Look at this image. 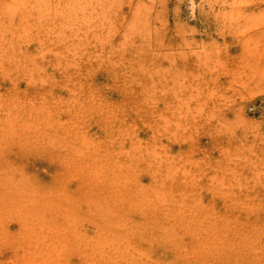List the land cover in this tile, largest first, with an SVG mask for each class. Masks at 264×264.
<instances>
[{
  "label": "rangeland",
  "instance_id": "374dc122",
  "mask_svg": "<svg viewBox=\"0 0 264 264\" xmlns=\"http://www.w3.org/2000/svg\"><path fill=\"white\" fill-rule=\"evenodd\" d=\"M0 264H264V0H0Z\"/></svg>",
  "mask_w": 264,
  "mask_h": 264
},
{
  "label": "bare ground",
  "instance_id": "6f19581e",
  "mask_svg": "<svg viewBox=\"0 0 264 264\" xmlns=\"http://www.w3.org/2000/svg\"><path fill=\"white\" fill-rule=\"evenodd\" d=\"M191 2H193V1H191ZM193 5H194V4H193ZM193 5H191V6H193ZM193 7H194V6H193ZM193 7H192V8H193ZM193 10H194V9H191L192 12H193ZM113 123H114V122H113ZM25 126H26V125H25ZM49 129H50V128H49ZM111 129H114V128H111ZM35 130H36V129H35ZM35 130H34V131H35ZM8 143H9V142H8ZM8 143H7V144H8ZM7 144H6V145H7ZM6 145H5V146H6ZM129 158H130V157H129ZM67 160H68V159H67ZM113 163H114V162H113ZM60 164H62V163H60ZM111 166H112V165H111ZM117 170H118V169H117ZM117 172H118V171H117ZM118 174H119V173H118ZM118 174H117V175H118ZM134 178H135V177H134ZM120 181H121V180H120ZM104 182H105V181H104ZM126 182H127V181H126ZM132 183H133V182H132ZM101 184H102V183H101ZM110 184H111V183H110ZM112 184H113V183H112ZM115 185H116V184H115ZM116 188H117V186H116ZM123 188H124V187H123ZM128 192H130V191H128ZM54 193H55V192H54ZM125 193H126V192H125ZM32 194H33V193H32ZM128 194H130V193H128ZM51 195H52V194H51ZM58 196H59V195H58ZM60 196H61V195H60ZM133 197H134V196H133ZM137 197H138V196H137ZM52 198H53V197H52ZM49 199H50V198H49ZM50 200H51V199H50ZM36 201H38V200L36 199ZM36 201H35V199H34V202H36ZM52 201H53V200H52ZM101 204H102V203H101ZM26 205H27V204H26ZM58 205H59V204H58ZM63 206H64V205H63ZM106 206H107V205H106ZM106 206H105V207H106ZM107 207H108V206H107ZM65 209H67V207H65ZM33 211H34V210H33ZM46 211H47V210H46ZM65 211H66V210H65ZM67 211H68V210H67ZM34 212H35V211H34ZM23 213H26V212H23ZM71 213H72V212H71ZM76 213H77V212H76ZM98 213H99V211H98ZM107 213H108V212H107ZM20 214H21V213H20ZM34 214H36V212H35ZM64 214H65V213H64ZM108 214H109V213H108ZM67 215H68V214H67ZM69 215H70V214H69ZM113 217H115V216H113ZM117 218H118V217H117ZM112 219H113V218H112ZM51 220H52V219H51ZM110 220H111V219H110ZM52 221H53V220H52ZM112 221H114V220H111L110 222H112ZM148 223H149V222H148ZM108 224H109V222H108ZM119 224H120V223H119ZM55 225H56V224H55ZM56 226H57V225H56ZM57 227H58V226H57ZM140 227H141V226H140ZM127 228H128V227H127ZM59 230H60V229H59ZM24 233H25V232H24ZM34 234H35V233H34ZM58 235H59V234H58ZM109 236H110V235H109ZM116 236H117V234H116ZM120 236H122V235H120ZM118 237H119V235H118ZM122 237H123V236H122ZM32 238H33V237H32ZM59 238H60V237H59ZM119 238H120V237H119ZM124 238H125V237H124ZM62 239H63V238H62ZM113 239H115V238H113ZM125 239H126V238H125ZM21 241H22V240H21ZM24 241H25V240H24ZM49 247H50V246H49ZM50 249H51V247H50ZM56 249H57V248H56ZM74 254H75V253H74ZM61 261H62V260H61ZM66 261H67V260H66ZM58 262H60V260H58Z\"/></svg>",
  "mask_w": 264,
  "mask_h": 264
}]
</instances>
